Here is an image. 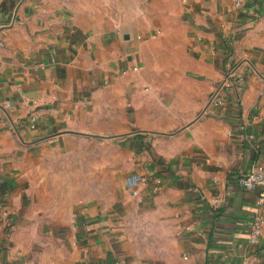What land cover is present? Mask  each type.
I'll use <instances>...</instances> for the list:
<instances>
[{
    "label": "crops",
    "instance_id": "crops-1",
    "mask_svg": "<svg viewBox=\"0 0 264 264\" xmlns=\"http://www.w3.org/2000/svg\"><path fill=\"white\" fill-rule=\"evenodd\" d=\"M257 163L264 0H0V264H264Z\"/></svg>",
    "mask_w": 264,
    "mask_h": 264
},
{
    "label": "built area",
    "instance_id": "built-area-1",
    "mask_svg": "<svg viewBox=\"0 0 264 264\" xmlns=\"http://www.w3.org/2000/svg\"><path fill=\"white\" fill-rule=\"evenodd\" d=\"M246 0H234L236 6H242ZM136 69L137 67H133ZM144 177L140 174H132L127 177V185L131 189L137 181L143 180ZM237 183L244 189H255L264 186V165L263 164H253L248 170L245 172H241L237 176ZM257 203L264 211V190H262L258 196ZM263 218L262 212H258L255 216V219L252 224V230L250 233V237L252 240H255L259 233L261 232Z\"/></svg>",
    "mask_w": 264,
    "mask_h": 264
}]
</instances>
